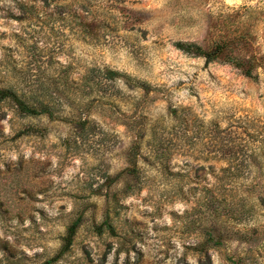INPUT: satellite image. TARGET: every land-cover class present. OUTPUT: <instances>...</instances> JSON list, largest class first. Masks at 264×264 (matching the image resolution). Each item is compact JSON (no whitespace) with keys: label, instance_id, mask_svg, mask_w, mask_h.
I'll return each instance as SVG.
<instances>
[{"label":"rangeland","instance_id":"1","mask_svg":"<svg viewBox=\"0 0 264 264\" xmlns=\"http://www.w3.org/2000/svg\"><path fill=\"white\" fill-rule=\"evenodd\" d=\"M9 88L0 264H264V0H0Z\"/></svg>","mask_w":264,"mask_h":264},{"label":"trees","instance_id":"2","mask_svg":"<svg viewBox=\"0 0 264 264\" xmlns=\"http://www.w3.org/2000/svg\"><path fill=\"white\" fill-rule=\"evenodd\" d=\"M227 43L222 44V45H218L215 46V48L211 51H203L200 47L195 46V45H183L182 43H174V47L187 54V55H192L195 57H201L204 59L205 64H209L213 61L219 60L222 56L223 50L227 47ZM223 62H229V63H233L232 61H228V59H224ZM237 65H240V63H236ZM243 74L246 77L249 78H255L254 76H252V66L249 65L246 69H244ZM6 99H10L11 101H13L18 109V111L20 113H23L26 116H32V115H36L39 114L41 112H46L43 110H47L45 109L44 105L42 102H38L37 104L40 106V109H35L34 107H31L29 105V101L31 100L33 103L37 102L36 97L32 94V93H17L15 91H13L12 89H1L0 90V101L6 100ZM75 228H76V223H73L68 229H67V234L66 237L64 239V244L63 247L60 251V253L66 252L70 245H71V241H72V237L74 235L75 232Z\"/></svg>","mask_w":264,"mask_h":264}]
</instances>
